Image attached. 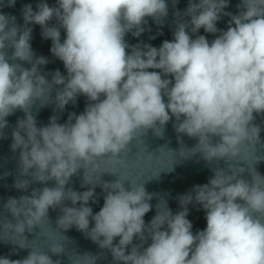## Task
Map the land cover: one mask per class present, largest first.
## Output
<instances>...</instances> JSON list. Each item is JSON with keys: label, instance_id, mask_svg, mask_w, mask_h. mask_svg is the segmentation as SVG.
<instances>
[{"label": "clouds", "instance_id": "clouds-1", "mask_svg": "<svg viewBox=\"0 0 264 264\" xmlns=\"http://www.w3.org/2000/svg\"><path fill=\"white\" fill-rule=\"evenodd\" d=\"M177 3L171 0L173 9ZM15 4L0 0V9ZM228 7L229 0H188L183 12H173V38L159 48L131 45L126 36L150 31L148 18L162 24L168 0H56L54 6L39 0L35 10L22 6V25L0 11V139L7 138V117L22 111L11 131L10 149L18 153L13 187L26 193L40 185L0 204V241L28 250L22 259L0 256V264H61L52 256L66 254L63 244L53 242L46 251L30 246L25 233L37 228L45 240L75 228L100 249L68 255L69 264H98L105 253L111 264H264V176L254 167L264 159L256 155L262 128L254 123L264 115V0H240L238 14ZM224 16L227 28L218 29ZM33 25L51 41L49 51L66 74L44 71L49 61L32 48ZM201 29L215 39L198 35ZM80 96L83 112L59 123L55 113ZM37 102L38 109L55 105L45 125L33 114ZM170 121L180 144L167 148L178 154L174 163L199 154L213 174L176 197L175 214L159 199L146 223L158 194L145 184L161 171L137 183L128 178V157L133 144L135 155L143 150L155 157L145 137L151 131L163 138ZM181 135L195 145L185 146ZM174 163L164 171H173ZM74 176L86 190L69 186ZM97 187L104 203L94 213ZM190 204L205 212L206 227L195 233ZM57 209L54 229L49 212Z\"/></svg>", "mask_w": 264, "mask_h": 264}]
</instances>
